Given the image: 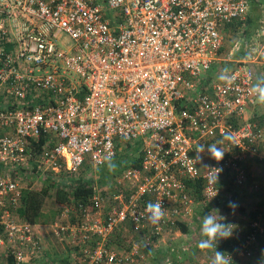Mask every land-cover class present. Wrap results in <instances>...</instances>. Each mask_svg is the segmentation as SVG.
Returning <instances> with one entry per match:
<instances>
[{
  "label": "built area",
  "instance_id": "1",
  "mask_svg": "<svg viewBox=\"0 0 264 264\" xmlns=\"http://www.w3.org/2000/svg\"><path fill=\"white\" fill-rule=\"evenodd\" d=\"M249 7L248 0H0V264H62L45 254L46 235L65 243L68 264H143L146 249L194 224L199 199L186 182L200 181L201 200L212 206L231 169L243 187L241 164L264 165V126L245 114L257 103L254 62L234 61L230 85L210 73L231 61L224 32L245 25ZM62 34L72 40L65 48ZM248 46L252 61L264 60V46ZM120 140L140 142L139 167L92 184L87 202L61 205L55 220L20 216L24 189L103 166ZM214 141L223 158L201 163L197 145ZM159 201L165 215L154 225L146 205ZM250 228L237 241L239 255L264 235L258 218ZM121 231L134 236L126 252L112 244Z\"/></svg>",
  "mask_w": 264,
  "mask_h": 264
},
{
  "label": "rangeland",
  "instance_id": "2",
  "mask_svg": "<svg viewBox=\"0 0 264 264\" xmlns=\"http://www.w3.org/2000/svg\"><path fill=\"white\" fill-rule=\"evenodd\" d=\"M261 1L264 3V0H261ZM258 12H259L258 30H256L257 28H253L250 22H248V19H246L245 26L241 25L242 27H239V28L238 26H235L238 28V30H235V32H232V28H231L230 32L227 31L226 33H224V38H227V40L229 41V44L233 42L231 49L232 48L235 49V47L240 49L241 47H243V49L246 50L247 52H251L248 45L251 43L255 44V42H252V41L246 42L248 40L244 41L246 34L252 35V38L255 36L254 40H257L258 31L263 29V32H264V17L262 16V14L264 13V8L263 9L261 8ZM249 14L250 13L247 14V17ZM260 20H261V23H260ZM259 38L260 40L261 38L262 40L264 39V35H262L261 32H259ZM60 40L63 42L62 47L64 48L72 43V40L69 38V36L65 34L61 35ZM241 42H244V43L246 42V44L244 46L240 45ZM227 45H228V42H227ZM257 46H258V42H257ZM223 55H225V51H223ZM218 66L219 67L216 69L218 70L217 72L211 71L210 73L213 78H216L222 72L221 67L222 69L223 67L231 69L230 62L225 61V60H220L218 63ZM260 75L262 76V78H264V74H261L256 71V77H258V79H260ZM254 110H257L259 113H264V105L257 102L255 106H253L251 109L246 110L245 114H247L249 118L253 117ZM253 121H256V123L258 122L257 120H253ZM262 121H263L262 122L263 125L262 124L261 125L264 126V120ZM213 143L218 144L217 147L218 148L220 147L224 151V149L222 148L223 144L219 143L218 141L206 143L205 151L197 155L198 158H200L201 163L211 162V160L217 161L216 159L212 158L211 155L207 151V146ZM119 144H122L121 140L119 141ZM241 165L245 170V183L242 188H238L234 184V181H233V178H234L233 176L235 175L236 169H231L227 175V177L228 176L230 177L226 179L225 182H222L219 184L221 196H220V202L215 206L216 207L215 211L217 212V214H220V215H222L223 212L228 213L229 216L224 217L225 219L222 222L226 224L231 223L232 225L231 227H233V232L230 238L222 239L217 242V250L223 249L224 252L232 253V258H234L235 260L239 262H242L243 264H249L251 262H254L256 264H262L264 262V243H262L264 242V237L263 238L261 237L262 239L259 241L258 245H256L257 243L255 244L256 246L254 248L250 246L248 251L241 255L236 253L237 252L236 251L237 241L242 237L243 232L250 227V222L252 221L253 217H258V219L264 223V185L259 184L260 179L264 176V165L262 166L259 163H249L248 161L246 163H242ZM82 168L84 167H81V169ZM102 169H103L102 166L95 168L93 167L92 164H89L86 170L97 172L98 170L101 171ZM255 184H258L257 188H255ZM237 189H242L243 190L242 193H244V197L239 198L238 201L236 200V198H233L235 196L233 194L236 193ZM226 191H230V192L227 193ZM230 201L234 202L237 205L234 211L228 207V203ZM45 208H46L45 209L46 212L49 210H57L58 212L60 205L55 202L52 194L48 196L46 200ZM239 208H243V210L241 211V209ZM253 212H256V214L252 215ZM219 219H222V218H219ZM50 220H51V216L48 217L47 222H50ZM189 222L191 224L193 223L190 220ZM194 222H195V219H194ZM192 229L188 233H185V234L180 233V235H174L171 239H166L167 241H165L164 244H167L166 247L168 246V244H171L172 246H175V248H179V254L177 256V264H186L185 259L189 258V256L192 255V252H189V247H188V244L190 243L191 245H193L192 248H194V253L191 259L195 261H200L201 263L202 262L210 263V261L213 258L212 252L214 254V251L211 249L200 250L197 247V245L200 242V240L204 239L205 237H202L201 230L200 231L194 230L193 225H192ZM133 237H134L133 234H131L129 231H121L117 233L115 237H112L113 239L112 244L115 245V248L117 251L126 252L128 248V244L131 241H133ZM45 241H47L48 243V247L46 248L45 254L47 253L49 255V253L51 252L53 254H58V253L64 254V255L67 254V251H66L67 247L64 246L65 243H59V241L55 237L46 235ZM256 241L258 242L257 239ZM164 244L162 245L163 247L165 246ZM182 244H185L186 246L185 249H183L184 246H181ZM160 249L161 247L159 248V252H160ZM146 254H145L144 263L150 264L151 261L147 259ZM187 254L189 255L187 256ZM158 256L163 257V255L161 256V254H159ZM208 257H210V261L208 260Z\"/></svg>",
  "mask_w": 264,
  "mask_h": 264
},
{
  "label": "trees",
  "instance_id": "3",
  "mask_svg": "<svg viewBox=\"0 0 264 264\" xmlns=\"http://www.w3.org/2000/svg\"><path fill=\"white\" fill-rule=\"evenodd\" d=\"M255 0H252V2ZM256 2V1H255ZM258 80V79H257ZM256 80V81H257ZM259 121L258 123L263 125L264 116L257 118ZM42 143V140L38 143L39 145ZM122 144H119L121 147L116 156L113 158V160L117 164V168L114 172L108 171L105 164L102 166L103 169L97 172H93L91 170H86L88 167L86 165H83L78 170L77 173H71L62 175L59 177H52V176H44L40 178V181L38 185L34 188H27L24 189L21 202L19 204V213L20 216L32 223L36 222H43L46 223L48 217L51 216V220H55L57 210H49L45 211L46 206V200L49 195L52 194L54 200L56 203L61 205H69L74 204L77 206L78 203L87 202V198L91 194V187L92 184L98 183L99 185H103L108 183L109 180L113 179L116 175H118L124 168L127 166H133V167H139L140 165V142L138 141H124L121 142ZM226 180V179H225ZM225 180H221L220 183L225 182ZM191 191L197 195V198L199 199V204L196 206V214L194 216L195 222L193 224L194 230L200 231L201 230V224H202V218L205 215H208L209 213L213 215V211L216 210V205L220 202L215 203V205H210L208 202L201 200V182L195 181V182H186ZM219 183V184H220ZM218 184V185H219ZM241 211L243 208H239ZM256 212H253L252 215H255ZM258 217H253V220H256ZM179 229L181 233H188L192 229L191 226H185L184 224H179ZM193 230V229H192ZM251 231V228L249 227L247 230L243 232V239H245L244 236L249 234ZM256 239L263 238L264 235L261 233H256ZM261 238V239H262ZM257 241L251 244L250 246L254 248L257 244ZM256 244V245H255ZM249 246V247H250ZM186 246L184 245L183 249H185ZM182 249V248H181ZM148 254H153L154 257L148 258L150 260V264L156 262L159 264L160 258L158 256L159 250L155 253V250L146 249ZM218 251H221L225 253V256L228 257V255L231 257V264H243L242 262H239L232 258V253L230 252H224L223 249H218ZM248 251V250H247ZM155 253V254H154ZM188 256V254H187ZM192 255L189 256V258L186 259V264H211L210 257H208V260L210 263L207 262H200L192 260ZM62 261V264H68L67 257H63L59 259ZM145 260V259H144ZM143 260V264L144 263ZM155 263V264H156ZM249 264H256L254 262H251Z\"/></svg>",
  "mask_w": 264,
  "mask_h": 264
},
{
  "label": "clouds",
  "instance_id": "4",
  "mask_svg": "<svg viewBox=\"0 0 264 264\" xmlns=\"http://www.w3.org/2000/svg\"><path fill=\"white\" fill-rule=\"evenodd\" d=\"M228 72L229 69L224 68L219 76V80L224 81L230 85L234 82L235 76L228 75ZM251 92L256 96L257 102L264 105V78L258 79L257 83L252 86ZM225 139H231L230 135L226 134ZM217 145L218 144L215 143L209 144L207 146V151L212 158L219 161L223 158L224 151L220 147L218 148ZM204 151L205 145H197L196 152L198 154ZM104 164L110 172H114L117 168V164L111 156L105 157ZM218 173L219 170L215 173V182H217ZM216 194L217 192L215 193V195ZM228 207L234 211L237 205L234 202L230 201L228 203ZM146 211L148 213V220L154 225L158 224L165 215L164 207L161 201L155 203H147ZM218 217L222 219H219ZM224 219L225 218L223 216H214L210 213L203 216L202 218L201 235L205 238L200 240L197 247L200 250L211 249L214 251L211 264H231V257L229 255L228 257H226L225 253L217 250V242L222 239L230 238L233 232V227H231V224L222 222Z\"/></svg>",
  "mask_w": 264,
  "mask_h": 264
},
{
  "label": "crops",
  "instance_id": "5",
  "mask_svg": "<svg viewBox=\"0 0 264 264\" xmlns=\"http://www.w3.org/2000/svg\"><path fill=\"white\" fill-rule=\"evenodd\" d=\"M98 1H102V0H98ZM248 1H249V6H250L249 11H248V13H250V14L247 17L248 22H250V24H251V26L253 28H257L256 30H258V28H259L258 27L259 26V12L258 11L261 8L262 9L264 8V3L261 0H255L256 2L255 1L252 2V0H248ZM262 16L264 17V13L262 14ZM260 23H261V20H260ZM244 24L246 25V22ZM237 25L238 24H235V25H232V26H227L224 33H226L227 31L230 32L231 28H232V32H235V30H238V28L235 27ZM239 27H242V26H240V23H239ZM259 32H261V34L264 35L263 29L259 30L258 31V37L256 35L257 40H254L255 36L252 38V35H247V34H246V36L244 38V41L248 40L246 42H250V41L255 42L256 47H257L258 50L261 49L264 46V39L262 40V38H261V40H260ZM225 36H226V34H225ZM227 42H228L229 46L227 45ZM246 42L245 43L241 42L240 45L244 46L246 44ZM257 42H258V46H257ZM232 44H233V42L229 44V41L227 40V38H225L224 45H223V51H225V53H227L231 49ZM259 45H260V48H259ZM227 47H228V49H227ZM232 50H233L232 59H231V61H229L231 67L234 65V63H233L234 61H242L243 62L245 60L247 62H254L253 64H254V67H255L256 71L261 73V74H264V60L261 58V56H259V62L256 63L255 61H252L254 58L253 59L249 58V55H250L249 52L244 50L243 47H241L240 49L235 47V49L232 48ZM234 51H236V52H234ZM260 53H261V50H260ZM260 78H262L261 75H260ZM256 79H258V77H256ZM257 81H254V84L257 83ZM262 116H264V113H259L257 110H254V114H253L252 119L259 121L257 118L262 117ZM242 192H243L242 189H237L236 193L233 194V195H235L233 198H236L237 201H238L239 198H243L244 197V193H242ZM212 213H213L214 216L220 215V214H217V212L215 210ZM220 216L228 217L229 215H228V213H224L223 212L222 215H220ZM181 234H184V233H181ZM260 240H261V238L260 239L258 238V242L257 243H259ZM45 242H46V245L48 247L47 241H45ZM262 243H264V242H262ZM163 244H164V242L160 243V245L157 248V250H155V253H156L159 250V248L161 247L159 254H161V256L163 255V257H159L160 258V260H158L159 264H177V256L179 254V248H175V246H172L171 244H168L167 247H166L167 244H164L165 246L163 247L162 246ZM184 245L185 244H182L181 246H184ZM188 247H189V252H192V255H193V253H194V248H192L193 245H191V243H190V244H188ZM212 255H214L213 252H212ZM47 257L49 258V260H55L56 258L59 259V257L60 258L67 257V260H68V254H65V255L64 254H59V253L58 254H53L51 252V253H49V255L47 254ZM153 257H154L153 254H147V259L148 258H152L153 259ZM155 263L156 262H154L152 264H155ZM262 264H264V262Z\"/></svg>",
  "mask_w": 264,
  "mask_h": 264
}]
</instances>
